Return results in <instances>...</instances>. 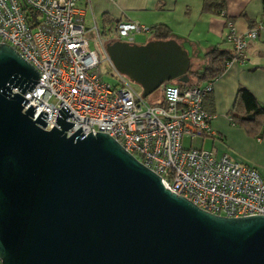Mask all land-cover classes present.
I'll list each match as a JSON object with an SVG mask.
<instances>
[{
  "label": "water",
  "instance_id": "water-1",
  "mask_svg": "<svg viewBox=\"0 0 264 264\" xmlns=\"http://www.w3.org/2000/svg\"><path fill=\"white\" fill-rule=\"evenodd\" d=\"M105 51L142 98L189 81V55L174 39L112 40ZM36 83L37 71L0 44V264H264V216L207 213L107 134L67 137L65 105L60 129L44 130L46 113L23 112Z\"/></svg>",
  "mask_w": 264,
  "mask_h": 264
},
{
  "label": "built area",
  "instance_id": "built-area-1",
  "mask_svg": "<svg viewBox=\"0 0 264 264\" xmlns=\"http://www.w3.org/2000/svg\"><path fill=\"white\" fill-rule=\"evenodd\" d=\"M78 1L83 0H0V44L13 48L39 74V83L23 98V112L34 107L33 120L47 114L43 128L55 125L58 110L64 105L73 114L65 122L74 124L65 134L81 128L107 134L139 163L160 178L164 189L189 200L207 213L241 218L264 216V180L257 171L232 161L214 150L186 149L182 139L213 138V116L203 109L204 97L213 83L180 88L165 84L162 101L145 103L112 65L118 84L103 80L100 61L84 37ZM85 1V0H84ZM226 16L225 12L220 13ZM226 41L232 45L233 58L227 63L243 64L248 43L262 27L237 33L226 21ZM114 40L133 43V33H149L136 22L115 25ZM17 88L12 93H18Z\"/></svg>",
  "mask_w": 264,
  "mask_h": 264
},
{
  "label": "crops",
  "instance_id": "crops-1",
  "mask_svg": "<svg viewBox=\"0 0 264 264\" xmlns=\"http://www.w3.org/2000/svg\"><path fill=\"white\" fill-rule=\"evenodd\" d=\"M215 1L222 2L223 7L205 9L206 0H83L76 6L81 11L84 29L93 28L102 34L114 31L117 21L136 22L147 28L167 26L188 55L193 54L201 62L197 69L205 67L206 54L213 48L232 51V45L226 41L227 19L237 33L262 25L257 38L248 43L245 62L231 63L213 81L212 91L203 99V109L213 116L210 128L214 132V146L210 150L218 157L225 154L232 161L254 168L264 180V130L259 137L252 138L235 126L229 116L239 88H246L264 105V56L260 54L264 52V0ZM222 10L225 17L219 14ZM148 34L149 41L153 40L151 32Z\"/></svg>",
  "mask_w": 264,
  "mask_h": 264
},
{
  "label": "trees",
  "instance_id": "trees-1",
  "mask_svg": "<svg viewBox=\"0 0 264 264\" xmlns=\"http://www.w3.org/2000/svg\"><path fill=\"white\" fill-rule=\"evenodd\" d=\"M213 6L220 9L223 7L222 2L206 0L205 9ZM220 13L221 11L219 14ZM227 21L230 20L227 19ZM119 22L120 21H117L115 23L118 24ZM106 24L111 25L110 22H107ZM149 29L153 40L174 39L170 30L165 25H157ZM260 54L264 56V52H260ZM232 58V51L230 52L227 50L213 48L206 54L207 63L204 68L196 70H191V68H189L187 72L189 81L187 84H182L177 81H171L167 84H173L180 88H185L190 86H199L205 82L213 83L214 80L225 72L227 63L230 62ZM160 105H163V103H160ZM229 116L233 124H238L239 127H241L247 135L252 138L259 137L264 130V105L259 103L246 88L238 89L235 102Z\"/></svg>",
  "mask_w": 264,
  "mask_h": 264
},
{
  "label": "rangeland",
  "instance_id": "rangeland-1",
  "mask_svg": "<svg viewBox=\"0 0 264 264\" xmlns=\"http://www.w3.org/2000/svg\"><path fill=\"white\" fill-rule=\"evenodd\" d=\"M98 31V30H97ZM85 39L88 42L90 50L94 51L100 61V64L98 65V70L100 74L102 75V78L104 81L112 84L117 85L118 84V77L115 72V70L110 66L105 51L103 49V46L107 44V42L112 41L114 39H117L115 33L113 30H107L104 34L101 33V31L96 32L95 29L91 28L88 29L85 27ZM133 43L134 44H145L149 41L150 35L148 33H133L132 34ZM125 41V40H122ZM184 49V48H183ZM187 51V50H186ZM190 56V68L191 70L197 69V65L201 64L199 60L193 54H189ZM125 80L129 83V85L139 94H141L142 90L139 85L132 82L130 79H128L126 76ZM164 86V85H163ZM161 86L157 91L151 93L149 96L144 98V101L148 105H158L162 101V88ZM238 128V124H234ZM243 130V129H242ZM217 138V137H216ZM213 139L211 138H195V139H188L183 138L182 139V146L186 149H202V150H210L214 144L212 143Z\"/></svg>",
  "mask_w": 264,
  "mask_h": 264
}]
</instances>
